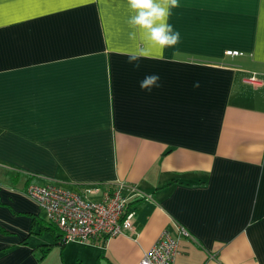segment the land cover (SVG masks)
<instances>
[{
    "label": "crops",
    "instance_id": "obj_1",
    "mask_svg": "<svg viewBox=\"0 0 264 264\" xmlns=\"http://www.w3.org/2000/svg\"><path fill=\"white\" fill-rule=\"evenodd\" d=\"M129 15L126 0H0V264H140L177 227L174 264H264V0H180L181 42L138 70ZM116 183L135 190L132 230L89 244L62 242L23 194Z\"/></svg>",
    "mask_w": 264,
    "mask_h": 264
},
{
    "label": "built area",
    "instance_id": "obj_2",
    "mask_svg": "<svg viewBox=\"0 0 264 264\" xmlns=\"http://www.w3.org/2000/svg\"><path fill=\"white\" fill-rule=\"evenodd\" d=\"M228 56H238L236 51L227 52ZM251 85H258V79L252 75L248 79ZM84 195L65 190L59 186L47 184H29L23 194L31 200L60 233L64 243L77 242L89 244L96 239L127 236L132 230L135 216L129 209V195L135 190L132 186L116 183L109 187L99 185L83 189ZM100 194V200H91V195ZM177 236L164 231L159 240L143 253L140 264H174L178 255L180 237L188 236L183 227H177Z\"/></svg>",
    "mask_w": 264,
    "mask_h": 264
},
{
    "label": "clouds",
    "instance_id": "obj_3",
    "mask_svg": "<svg viewBox=\"0 0 264 264\" xmlns=\"http://www.w3.org/2000/svg\"><path fill=\"white\" fill-rule=\"evenodd\" d=\"M130 15L127 24L130 40L139 37L142 48L129 51L127 63L134 69L141 67V59L146 57L149 50L156 48L160 51L173 48L181 42V33L169 22L173 9L180 7V0H126ZM161 77L159 74L146 75L140 81L142 91L151 92L159 88Z\"/></svg>",
    "mask_w": 264,
    "mask_h": 264
},
{
    "label": "trees",
    "instance_id": "obj_4",
    "mask_svg": "<svg viewBox=\"0 0 264 264\" xmlns=\"http://www.w3.org/2000/svg\"><path fill=\"white\" fill-rule=\"evenodd\" d=\"M127 205H129V203L127 204ZM129 207V206H128ZM52 226H54L53 224H51ZM55 227V226H54ZM55 229L57 230V228L55 227ZM58 231V230H57Z\"/></svg>",
    "mask_w": 264,
    "mask_h": 264
}]
</instances>
